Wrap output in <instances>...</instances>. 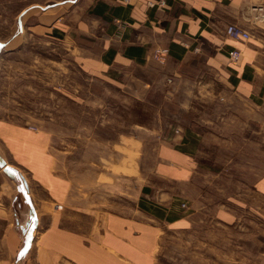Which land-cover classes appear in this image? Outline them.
Listing matches in <instances>:
<instances>
[{"label":"crops","instance_id":"obj_1","mask_svg":"<svg viewBox=\"0 0 264 264\" xmlns=\"http://www.w3.org/2000/svg\"><path fill=\"white\" fill-rule=\"evenodd\" d=\"M6 16L17 18L12 28L20 32L0 57L12 98L18 84L29 88L25 53L36 35L53 48L63 43L68 66L92 82L90 96L97 83L102 94L141 103L154 115L152 123L133 121L144 133L113 143L118 167L146 166L133 211L98 217L82 200L90 196L64 173L54 146L63 127L54 118H29L15 99L0 103L12 117L0 118V264H160L165 233L205 222L199 215L206 210L220 226L264 223V174L250 182L229 174L226 188L219 166L204 162L217 157L218 146L237 143L240 131L264 133V0H38ZM230 24L250 38H229ZM159 48L169 50L165 63L155 58ZM233 49L241 55L236 63ZM48 63L55 112L61 62ZM21 177L28 197L19 192Z\"/></svg>","mask_w":264,"mask_h":264},{"label":"rangeland","instance_id":"obj_2","mask_svg":"<svg viewBox=\"0 0 264 264\" xmlns=\"http://www.w3.org/2000/svg\"><path fill=\"white\" fill-rule=\"evenodd\" d=\"M36 1L0 0V57L8 55L5 45L20 33L12 28L17 18L6 16V13H16L22 4ZM29 39L28 51L25 53L30 66L29 88H25L27 84L23 83L21 89L18 84L14 92L16 97L12 98L10 95L14 87L10 85L7 88L5 66H1V105L10 104L15 99L28 111L25 115L29 118H54L55 123L63 127L61 133L54 137V146L60 151L64 173L77 190L90 196L89 199L83 195L82 200L92 202L98 217L115 212L131 213L138 198L137 187L142 182L138 172L145 174L146 166L141 164L139 170L132 162L125 161L123 169L118 167V151L113 143L118 142L122 135L144 133L143 130L132 128L133 121L152 123L154 114L141 103L116 94L110 97L102 94L103 90L97 83L92 87L97 96H90L88 90L92 82L78 66H68L72 60L63 43L53 48L36 35ZM17 56L20 57V54ZM52 57L59 58L61 62L60 108L55 112L52 109V86L47 82V74L52 73L48 59ZM75 88L77 97L65 95L74 94ZM0 118L12 117L9 113L0 112ZM244 133L247 139H242ZM140 137L142 139L143 135ZM100 139L104 142L103 146L96 143ZM235 140V144L218 146L217 157L204 160L206 164L219 166L224 172L226 176H223L221 183L226 188L229 174L242 182H250L264 174V143H261L264 142V133L252 128L247 132H238ZM211 148L217 149L215 146ZM102 154L105 157L101 161ZM119 154L123 155V152ZM86 171L88 175H84ZM199 216L207 219L190 230L165 233L160 264H264V223L247 218L236 226L227 227L213 222L212 211L206 210Z\"/></svg>","mask_w":264,"mask_h":264},{"label":"built area","instance_id":"obj_3","mask_svg":"<svg viewBox=\"0 0 264 264\" xmlns=\"http://www.w3.org/2000/svg\"><path fill=\"white\" fill-rule=\"evenodd\" d=\"M257 8L258 7H256L255 9ZM258 10H262V8L259 7ZM226 35L236 41L248 40L250 38V33L244 30L242 27L238 26L237 24L228 25L226 28ZM168 53V49L159 48L155 52V58L161 63H165ZM228 55L234 63L238 62L241 56L236 49L230 50L228 52ZM169 82H171V80ZM182 207H186V204H182Z\"/></svg>","mask_w":264,"mask_h":264},{"label":"water","instance_id":"obj_4","mask_svg":"<svg viewBox=\"0 0 264 264\" xmlns=\"http://www.w3.org/2000/svg\"><path fill=\"white\" fill-rule=\"evenodd\" d=\"M18 184H19V192H20V194L21 195L23 194V195L27 196V194H26V188H27L26 181L21 177L19 179V181H18Z\"/></svg>","mask_w":264,"mask_h":264},{"label":"bare ground","instance_id":"obj_5","mask_svg":"<svg viewBox=\"0 0 264 264\" xmlns=\"http://www.w3.org/2000/svg\"><path fill=\"white\" fill-rule=\"evenodd\" d=\"M37 233V232H36Z\"/></svg>","mask_w":264,"mask_h":264}]
</instances>
